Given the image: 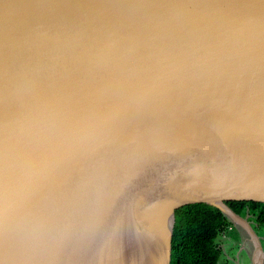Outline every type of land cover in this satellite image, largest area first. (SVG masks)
<instances>
[{
	"label": "water",
	"instance_id": "1",
	"mask_svg": "<svg viewBox=\"0 0 264 264\" xmlns=\"http://www.w3.org/2000/svg\"><path fill=\"white\" fill-rule=\"evenodd\" d=\"M264 204V0H0V264H170L175 212Z\"/></svg>",
	"mask_w": 264,
	"mask_h": 264
},
{
	"label": "trees",
	"instance_id": "2",
	"mask_svg": "<svg viewBox=\"0 0 264 264\" xmlns=\"http://www.w3.org/2000/svg\"><path fill=\"white\" fill-rule=\"evenodd\" d=\"M238 214L247 217L253 228L264 227V204L228 202ZM233 224L219 209L192 205L175 212L170 264H222L217 238Z\"/></svg>",
	"mask_w": 264,
	"mask_h": 264
},
{
	"label": "rangeland",
	"instance_id": "3",
	"mask_svg": "<svg viewBox=\"0 0 264 264\" xmlns=\"http://www.w3.org/2000/svg\"><path fill=\"white\" fill-rule=\"evenodd\" d=\"M256 232L260 236L264 250V227L257 228ZM217 243L222 251L220 258L222 264H264V256L260 261L256 258L252 261L253 242L248 234L235 224L225 229L217 238Z\"/></svg>",
	"mask_w": 264,
	"mask_h": 264
},
{
	"label": "built area",
	"instance_id": "4",
	"mask_svg": "<svg viewBox=\"0 0 264 264\" xmlns=\"http://www.w3.org/2000/svg\"><path fill=\"white\" fill-rule=\"evenodd\" d=\"M230 227H231V225L228 226V228H230Z\"/></svg>",
	"mask_w": 264,
	"mask_h": 264
}]
</instances>
